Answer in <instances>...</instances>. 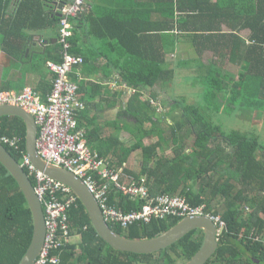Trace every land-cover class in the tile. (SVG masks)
Instances as JSON below:
<instances>
[{
    "label": "trees",
    "instance_id": "1",
    "mask_svg": "<svg viewBox=\"0 0 264 264\" xmlns=\"http://www.w3.org/2000/svg\"><path fill=\"white\" fill-rule=\"evenodd\" d=\"M136 1L134 10L114 13L115 17L119 15L117 23L128 20L138 23L133 32L128 31L135 51L124 48V56L126 53L130 56L125 57L124 65H119L124 80L137 89L136 96L140 95L142 87L164 83L166 72L170 83L174 77L175 68L170 65L165 70L155 40L152 39L150 45L146 42L154 36L160 41L162 31L163 42L168 36L170 52L175 50L174 44L180 37H187L194 43L198 55L206 50L219 56L226 52L229 61L239 65L241 72L235 80L213 67L205 81L203 102L198 107L182 105L169 95L173 111L180 108V114L173 115L170 122L154 118L148 101L138 102L141 108L132 111L140 122L137 124L140 137L131 146L120 143L122 150L117 155L120 165L132 151L140 148L142 159L136 176L145 178L150 194L182 195L191 206L203 205L206 212L220 216L225 227L213 257L205 264H264V147L250 132L223 130L213 119L244 103V114L258 113L264 123V0ZM126 13L130 18H126ZM54 18L58 24L59 16ZM97 20L99 18H93L96 22L92 26L98 24ZM80 21L81 17L75 20L76 29ZM221 23L227 24L225 28ZM76 29L73 28L69 38L70 52L75 44ZM246 29L250 41L243 47L240 33ZM151 33L155 35L150 36ZM163 49L165 51L164 46ZM72 52L83 55L85 61L84 53L73 49ZM144 121H148V125ZM166 130L170 132L169 137L164 136ZM2 135L18 136L25 149V124L21 118L1 117L0 137ZM142 136L148 138V144L143 143ZM190 136L192 143L187 146L191 149L188 152L186 139ZM169 141L173 144L172 154L163 156L160 150L164 152ZM4 146L21 161L14 149ZM110 203L130 211L138 209L142 201L130 200L113 191ZM181 219L169 216L150 223L137 222L126 229L111 228L127 238L145 239L158 235ZM69 223L70 243L54 251L58 264H182L191 259L203 243L202 237L185 235L168 248L151 254L115 250L97 235L79 200L69 210ZM32 234L33 216L27 201L0 163V264H19Z\"/></svg>",
    "mask_w": 264,
    "mask_h": 264
},
{
    "label": "crops",
    "instance_id": "2",
    "mask_svg": "<svg viewBox=\"0 0 264 264\" xmlns=\"http://www.w3.org/2000/svg\"><path fill=\"white\" fill-rule=\"evenodd\" d=\"M53 1L0 0V91H20L27 86L38 92L43 100L50 92L52 73L47 67V62L61 60L57 42L58 24L54 18L59 14L55 11ZM85 2L84 12L80 15V26L76 29L74 25L75 44L72 47L73 50L84 53L85 61L80 66L73 67L69 73V79L78 85V96L84 104L83 108L77 112L78 126L86 131L87 142L91 149L102 154L113 167L122 168L137 177L136 173L142 159L141 149L132 151L121 165L115 149L117 146L121 148L120 143L127 146L136 144L140 137L137 128L140 122L132 111V109H138L137 103L148 101L150 110L154 112V118L170 122V117L180 114V108L173 111L172 104L170 105L168 101L174 80L181 79L179 75H182V78H192L197 83L201 82L199 91L191 92L190 97L183 100L184 102L181 100L182 105L198 107L199 102L194 99L199 96L203 98L205 81L210 76L211 69L217 68L222 75H227L229 72L223 71V65L227 62L228 65L233 63L229 61V56L224 54L226 52H221L219 56L206 50L198 55L194 43L187 37H180L174 44L175 50L170 52L168 36H165L163 42V31L159 32L160 41L157 36H154L148 38L146 42L148 41L147 45H150L152 39L155 40V45L160 47L165 70L167 71L170 65L175 68L174 79L172 78L170 83L166 72L164 83L160 82L153 87H142L140 95L136 96L137 89L128 85L124 80L119 65H124L127 59L125 57L130 56L127 53L124 56V48L127 47V51H135L134 40L128 39L130 36L128 31L133 32L134 28L138 27V23L135 20H128L123 24L117 23L119 15L115 17L114 13L124 9L134 10L137 1L85 0ZM210 2L215 3L216 0H210ZM37 11L40 13L37 14ZM125 16L130 18L128 13ZM93 18H99L95 26H92V23L96 22ZM74 24H76L75 21ZM226 25V23H221L223 28ZM152 35L155 34L151 33L150 36ZM248 35L249 30L247 29L240 33L243 47L244 43L250 41ZM120 43H123V46ZM163 46L165 51H163ZM72 49L71 53H73ZM217 56L224 58L226 63L223 65L222 62L215 63ZM171 58H174V61ZM240 72L239 67L237 73L230 77L238 80ZM191 89L193 90L194 87ZM152 93H156L157 98L151 95ZM176 98L178 100V97ZM181 104L179 105L182 106ZM249 115L250 118H248ZM249 115L246 116L247 120L263 123L258 113ZM148 123L146 121L144 124L148 125ZM142 137L143 143L148 144V138Z\"/></svg>",
    "mask_w": 264,
    "mask_h": 264
},
{
    "label": "built area",
    "instance_id": "3",
    "mask_svg": "<svg viewBox=\"0 0 264 264\" xmlns=\"http://www.w3.org/2000/svg\"><path fill=\"white\" fill-rule=\"evenodd\" d=\"M59 14L57 42L61 60L48 61L52 73L51 90L43 100L30 87L20 91H0V105H16L31 114L37 125L36 150L45 161L61 166L77 175L101 208L110 227L126 229L134 223H150L169 216H206L219 230L225 223L219 215L206 212L203 205L191 206L178 194L152 195L144 177L118 169L89 147L86 131L78 126L77 112L84 104L78 96V85L69 79L73 67L80 66L84 59L70 52L74 21L84 11L85 0H55ZM61 5V7H59ZM0 141L14 149L19 162L34 180V190L44 212L45 235L40 251L33 264H58L54 253L71 241L69 210L77 205V196L66 184L48 177L30 162L26 150L21 147L18 136L2 135ZM130 200L142 201L136 210L123 211L110 203L112 192Z\"/></svg>",
    "mask_w": 264,
    "mask_h": 264
},
{
    "label": "water",
    "instance_id": "4",
    "mask_svg": "<svg viewBox=\"0 0 264 264\" xmlns=\"http://www.w3.org/2000/svg\"><path fill=\"white\" fill-rule=\"evenodd\" d=\"M61 7V5H59ZM17 116L25 124V150L31 164L48 177L69 186L88 213L90 223L97 235L110 247L122 252L151 254L168 248L192 230L204 232L200 249L184 264H204L218 247L216 224L206 216H186L158 235L145 239H131L115 232L105 221L101 208L83 181L73 172L45 161L36 150L37 125L31 114L16 105H0V118ZM0 163L14 178L21 189L33 216V234L30 244L19 264H33L45 235L44 212L25 168L12 156L0 141ZM218 232H221L219 230Z\"/></svg>",
    "mask_w": 264,
    "mask_h": 264
},
{
    "label": "rangeland",
    "instance_id": "5",
    "mask_svg": "<svg viewBox=\"0 0 264 264\" xmlns=\"http://www.w3.org/2000/svg\"><path fill=\"white\" fill-rule=\"evenodd\" d=\"M217 57H216L215 63L222 62V65H223V63H226V60H224V58H219V57L217 58ZM171 60L174 61V58L173 59L171 58ZM208 60H210V58ZM226 65H227V67H226ZM194 69H195V67H194ZM223 69H224L223 71L229 72V73H227V75L231 76L232 74L237 73V70H239V66L235 65L234 63L232 65H228V62H227L226 64L223 65ZM191 72L194 73L193 71H191ZM179 78H181V79H179L180 82H179V80L178 81L174 80L175 82L173 83L172 89H170V92H169V94L172 96L173 99H177L176 97H178V100H180V102H181V100H182V102H184L183 100H187L190 97L191 92H194L195 90L199 91L201 89V82L197 83V81L196 82L193 81L194 79H192V78L188 79L189 77H183L182 78V75H179ZM182 81H184V82H182ZM170 86H171V84H170ZM192 87H194L193 90L191 89ZM190 90H192V91H190ZM169 100L172 101L171 98H169L168 101ZM194 100L199 102V104H201L203 102V99L201 96H199V98H195ZM236 102H238V100ZM137 108L140 109L141 105L137 106ZM159 110H161L160 107H159ZM248 115L249 114L244 115V103H243V105H240L239 107L237 106V108H235V109L229 108L226 111L221 112L220 114L216 115L213 119H214V123L218 124L223 130H226V131L236 130V131L243 132V133L245 131L250 132V135L251 134L255 135L258 138L257 140H259L261 145L264 147V123L261 124V123L251 122L250 119L247 120L248 118L246 116H248ZM172 119L173 118H171V117L169 118V120L173 121ZM164 125L165 124H163L162 127H164ZM169 134H170V132L167 130L164 132L165 137H169ZM191 143H192V138L190 136L186 139V147L189 146ZM172 147H173V144L171 143V141H169L164 152H162L160 150V153L161 154L163 153V156L168 155V154H172V149H173ZM115 149H116L117 155L122 150V148H120L119 146H117ZM186 149L188 152L191 150L189 147H187ZM132 156L133 155H131V157ZM73 240H77V238H74Z\"/></svg>",
    "mask_w": 264,
    "mask_h": 264
},
{
    "label": "flooded vegetation",
    "instance_id": "6",
    "mask_svg": "<svg viewBox=\"0 0 264 264\" xmlns=\"http://www.w3.org/2000/svg\"><path fill=\"white\" fill-rule=\"evenodd\" d=\"M185 235H188L189 237H191V238H195V237H197V238H199V237H202V239L204 238V232L202 231V230H200V229H198V230H192V231H190V232H188L187 234H185ZM184 235V236H185ZM221 235H222V231L221 232H216V239L218 240V242H219V240H220V237H221ZM183 236V237H184ZM182 237V238H183ZM214 255V254H213ZM213 255H212V257H213ZM211 257V258H212ZM210 259V258H209ZM208 259V260H209ZM207 260V261H208ZM207 261L205 262V263H207ZM187 262V261H186ZM204 263V264H205ZM182 264H184V263H182Z\"/></svg>",
    "mask_w": 264,
    "mask_h": 264
},
{
    "label": "clouds",
    "instance_id": "7",
    "mask_svg": "<svg viewBox=\"0 0 264 264\" xmlns=\"http://www.w3.org/2000/svg\"><path fill=\"white\" fill-rule=\"evenodd\" d=\"M223 231V230H222Z\"/></svg>",
    "mask_w": 264,
    "mask_h": 264
}]
</instances>
